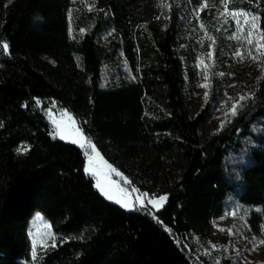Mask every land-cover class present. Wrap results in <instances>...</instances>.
Wrapping results in <instances>:
<instances>
[{"label": "trees", "instance_id": "1", "mask_svg": "<svg viewBox=\"0 0 264 264\" xmlns=\"http://www.w3.org/2000/svg\"><path fill=\"white\" fill-rule=\"evenodd\" d=\"M80 2L101 11L97 18L83 19L74 0H0V45L8 44L0 52V264H211L194 241L209 238L229 195L261 207L264 226V0ZM193 5L211 31L222 9L256 14L263 48L252 91L227 98L212 70L198 110L189 94L195 59L180 48ZM223 28L233 32L234 21ZM107 31L116 39L102 41ZM117 48L138 79L106 88L103 64ZM234 103L247 105L235 117ZM51 106L72 112L105 159L139 191L166 194V204L127 210L104 197L85 173V149L55 134ZM35 212L57 237L38 262L28 238Z\"/></svg>", "mask_w": 264, "mask_h": 264}, {"label": "rangeland", "instance_id": "2", "mask_svg": "<svg viewBox=\"0 0 264 264\" xmlns=\"http://www.w3.org/2000/svg\"><path fill=\"white\" fill-rule=\"evenodd\" d=\"M74 3L75 6H81L80 13L85 20L96 19L101 12L80 2V0H74ZM193 9L197 10L195 5L189 7L183 22L180 24V48L184 52H191L195 59L193 67L190 68L192 83L189 94L193 110H198L206 101L205 93L209 96L212 70L219 75L223 74L220 76L223 77L224 85L222 88L227 98L234 97L240 92L252 91L261 75L263 48L258 20H255L258 17L256 14L250 13L245 17L242 13L248 12L222 9L220 26L217 30L211 31L200 21L198 10L197 14H193ZM230 19L234 21V31L226 34L228 30L223 26ZM237 20L241 22L239 26ZM245 20L249 23H244ZM253 21L257 26L251 29V35H249V24ZM112 39H116L113 31H107L102 36L104 42ZM248 40H251L252 43L249 44ZM137 79V69L130 64L125 52L118 48L115 57L103 64V85L106 88ZM204 84H207L208 87L199 86ZM223 109L224 107L215 113L207 127V132L218 127L223 116ZM45 111L53 129L55 126L52 121L60 122V129L58 132L55 131V134L59 138L65 137L64 141L72 143L73 140L79 138L78 130L83 133V138L79 139L80 143L85 144V169L90 166L87 157L92 155L98 175H88L94 178L95 186L97 179L99 180L102 187L113 197L110 201L121 207H123V203H127L129 205L127 210L147 206L158 211L166 204L168 199L166 194L144 196L143 192L133 186L120 170L104 158L96 146L95 151L89 149L87 145L94 143L88 138L72 112L66 108L60 109L54 106L46 108ZM68 114L71 115L75 124L68 119ZM97 152L99 156H96ZM117 173L121 175H117ZM121 189L125 191H121ZM133 189L137 191H133ZM100 193L106 197L101 191ZM160 196H166V200L159 201ZM149 200H157L159 203L150 205L148 204ZM117 201L122 203H117ZM223 208L221 215L212 219L209 238L206 241L195 239V246L200 254L211 264H221L224 259H231L233 264H264V243H261L264 241V226L263 222L257 221L256 216V213L262 212V208L243 204L234 195L227 197ZM28 234L30 256L33 244L36 246L35 260L31 256L33 262L43 259L57 245V237L51 223L40 212L33 214ZM53 243H55V247H53ZM205 253H210V255Z\"/></svg>", "mask_w": 264, "mask_h": 264}, {"label": "snow or ice", "instance_id": "3", "mask_svg": "<svg viewBox=\"0 0 264 264\" xmlns=\"http://www.w3.org/2000/svg\"><path fill=\"white\" fill-rule=\"evenodd\" d=\"M204 2L206 3V0H204ZM222 2L226 4L227 3V0H222ZM9 3H11V0H9ZM193 14H197V10L196 9H193ZM242 14L245 17H247L248 15H250V13H242ZM69 16H71V10L69 11ZM258 19H259L258 17L255 18V20H258ZM236 22H237V25L238 26L241 24V22L239 20H237ZM244 23H249V22L247 20H245ZM256 26L257 25L255 24L254 21L249 24V35H251V29L254 28V27H256ZM238 39H239V37H238ZM248 43L251 44L252 41L251 40H248ZM7 49H8V44L4 43V44L0 45V52L6 51ZM220 75H223V74H220ZM199 86L205 87V88L208 87L207 84L199 85ZM207 98H208V94L205 93V100H207ZM250 98H251L250 96L249 97L240 96L239 97V101L243 102V101H246L247 99H250ZM38 104H39V101H37V105ZM245 107H247V105L245 103H234V104H232V107L230 109V112H231L232 116L235 117L237 115L238 110L239 111H243L245 109ZM49 111H50V109H49ZM68 119L70 121H72L73 124H75V121L72 120V117H71L70 114H68ZM52 123L55 126L54 131H57L58 132L59 129H60V122H58L56 120H53ZM81 123H84V122H81ZM0 126H2V125H0ZM77 135H78L79 138H83V133L80 132L79 130L77 131ZM53 138H55V136ZM60 138L61 139H64L65 137L61 136ZM79 138L73 140L72 143L79 144L80 148L84 149L85 148V144L84 143H80V139ZM87 147L89 149H91L92 151H95V145L94 144H90L89 143L87 145ZM17 151L19 152V151H21V149H18ZM23 151H27V149L25 148V149H23ZM96 156H99V153L98 152L96 153ZM87 158H88V161H89V165L90 166L85 169L86 175L87 174H91L93 176H97L98 174H97L96 166L94 165V157L92 155H88ZM109 167H111V166H109ZM113 171H115V170H113ZM117 175H121V174L120 173H117ZM96 187L109 200H112L113 199V197L111 195H109V193L104 189V187H102V185L100 184V182H99L98 179H97ZM121 191H125V190L124 189H121ZM133 191H137V190L136 189H133ZM143 195L144 196H147L148 194L147 193H143ZM137 199H139V197H137ZM165 200H166V196H160L159 197V201H165ZM117 203H122V202L121 201H117ZM158 203L159 202L157 200H149L148 201V204H150V205H157ZM141 204H143V201H141ZM123 207H125L127 209V208H129V205L127 203H123ZM261 243H264V241H261ZM53 247H55V243H53ZM213 247H215V246H213ZM205 254L210 255V253H205ZM36 255H37V253H36V246H35V244H33V247H32V250H31V256H32L33 260H35Z\"/></svg>", "mask_w": 264, "mask_h": 264}, {"label": "clouds", "instance_id": "4", "mask_svg": "<svg viewBox=\"0 0 264 264\" xmlns=\"http://www.w3.org/2000/svg\"><path fill=\"white\" fill-rule=\"evenodd\" d=\"M34 20H38L39 22H43V17L37 13L35 16H34ZM237 180H241L242 177H240L239 175L236 177Z\"/></svg>", "mask_w": 264, "mask_h": 264}]
</instances>
